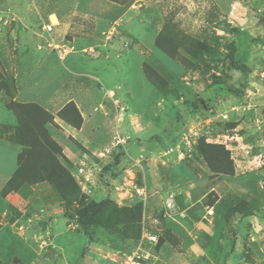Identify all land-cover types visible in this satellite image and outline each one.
<instances>
[{"label":"rangeland","instance_id":"374dc122","mask_svg":"<svg viewBox=\"0 0 264 264\" xmlns=\"http://www.w3.org/2000/svg\"><path fill=\"white\" fill-rule=\"evenodd\" d=\"M135 251L264 264V0H0V264Z\"/></svg>","mask_w":264,"mask_h":264},{"label":"trees","instance_id":"16d2710c","mask_svg":"<svg viewBox=\"0 0 264 264\" xmlns=\"http://www.w3.org/2000/svg\"><path fill=\"white\" fill-rule=\"evenodd\" d=\"M7 108L12 111L14 116L18 119L19 124L22 126L24 124V121H26L27 113H26V107L24 105L16 104V103H9L7 104ZM67 110H71L74 112L73 119L70 121H73L74 125L76 127H79L81 124V118L79 113L76 110V107L69 103L64 109H62L59 114L64 117V113ZM25 117V118H24ZM44 131L41 133V141H38L37 145L42 149L43 152L55 155L60 152L59 148L54 144L46 135H43ZM53 161V159H52ZM49 171H55L58 172L57 174L64 176L62 167L59 165V163L54 159V163L49 166ZM105 201L95 202V201H89L88 203L83 204L82 209L77 212V217L79 224L86 228L90 226L97 214L100 212V210L104 207Z\"/></svg>","mask_w":264,"mask_h":264},{"label":"built area","instance_id":"2783aa9c","mask_svg":"<svg viewBox=\"0 0 264 264\" xmlns=\"http://www.w3.org/2000/svg\"><path fill=\"white\" fill-rule=\"evenodd\" d=\"M209 214H211V211H209ZM148 243L154 244L156 243V237L155 236H149L146 239ZM125 264H151L148 261V258L146 255L139 251L132 252L130 255L127 256V261Z\"/></svg>","mask_w":264,"mask_h":264}]
</instances>
